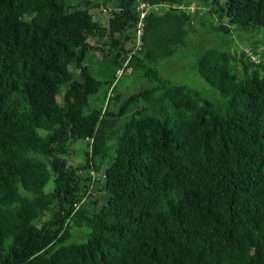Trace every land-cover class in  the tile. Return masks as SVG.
Here are the masks:
<instances>
[{
    "label": "trees",
    "instance_id": "obj_1",
    "mask_svg": "<svg viewBox=\"0 0 264 264\" xmlns=\"http://www.w3.org/2000/svg\"><path fill=\"white\" fill-rule=\"evenodd\" d=\"M144 1L137 35L136 0H0V264H264V0ZM205 15L218 35H262L196 58L221 110L155 69ZM143 61L151 86L120 101L116 69Z\"/></svg>",
    "mask_w": 264,
    "mask_h": 264
},
{
    "label": "rangeland",
    "instance_id": "obj_2",
    "mask_svg": "<svg viewBox=\"0 0 264 264\" xmlns=\"http://www.w3.org/2000/svg\"><path fill=\"white\" fill-rule=\"evenodd\" d=\"M73 1L74 0H70V2ZM92 1L94 2V0ZM103 7L104 6L99 5L96 8H90L89 11L94 14V16L98 17L103 25H106V11ZM194 7L195 4L191 3L187 9L188 11H191ZM106 8H109V6H106ZM203 18H205L204 21L196 22L197 24L195 29L188 30L186 28L185 45L178 47V49H176L171 55L160 58L157 61L155 69L162 78L184 85L186 88L195 91L201 98L211 101L221 110L223 108V100L219 96L217 90L209 86L194 69V62L196 58L205 48L218 47L221 44H225V46L222 47L225 49L230 47L232 50L233 48L236 50L242 49L250 53L249 46H255L257 42L260 41L262 35L259 33L238 34L233 37L222 35L221 33L218 35V33L213 31L210 27L211 19L208 18L207 15ZM100 55L101 53L98 51L89 50L85 55L84 64L90 74L95 78L101 81L109 80L112 76L113 67L108 60L102 59ZM143 64L144 67L138 66L130 69L128 66L125 67V64L123 63L121 66L123 68L121 74L116 75L114 73L113 83H115V91L120 94V101L131 93L137 92L144 87L151 86L152 83L143 77L148 64L146 63V66L144 61ZM72 74L76 79V74L78 73L73 71ZM69 87L70 83L66 85V87H60L59 95L56 96L58 102L60 101L61 94L65 90L67 91ZM106 89V85H100L97 92L91 97V103H93L94 106H98L101 101H103L102 106H104L107 96L112 95L109 90L106 92ZM105 93L106 95L103 100L102 98ZM116 106L117 103L115 107ZM109 108L114 109L112 102L110 103ZM72 148L74 150L72 152L73 159L70 157L67 162L72 165H75V163H82L84 157L80 152L83 149V143L73 144ZM93 175L95 176V174ZM50 185L51 181H48L44 190L48 189ZM99 202L100 201L98 200L95 203L93 199L91 204L86 203L84 207L93 211V209H96L95 204H99ZM88 232V226H72L70 227V240L81 241L85 238V234Z\"/></svg>",
    "mask_w": 264,
    "mask_h": 264
},
{
    "label": "built area",
    "instance_id": "obj_3",
    "mask_svg": "<svg viewBox=\"0 0 264 264\" xmlns=\"http://www.w3.org/2000/svg\"><path fill=\"white\" fill-rule=\"evenodd\" d=\"M136 11L138 12V21L136 23V33L137 35L140 34L141 32V19L144 17V15H146V13L148 11H156L157 10V6L156 5H150L148 4L146 1L144 0H136ZM122 67L117 68L115 71L116 75L121 74L122 71Z\"/></svg>",
    "mask_w": 264,
    "mask_h": 264
}]
</instances>
